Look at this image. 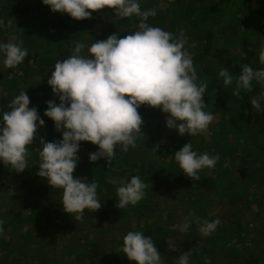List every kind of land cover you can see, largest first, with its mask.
<instances>
[{
	"label": "trees",
	"instance_id": "trees-1",
	"mask_svg": "<svg viewBox=\"0 0 264 264\" xmlns=\"http://www.w3.org/2000/svg\"><path fill=\"white\" fill-rule=\"evenodd\" d=\"M144 1L139 0L142 11L156 9L153 3L148 2L146 4ZM217 1L220 2H215V8L211 7L212 9L204 4L199 5L195 14L187 18L190 21L179 24L180 20L183 19V12H191L188 4L193 6L196 4V0H191L192 3L187 1V4L184 3V0H162V4L165 6L168 4L171 7L175 4L179 5L180 16L172 21L167 16L168 14H165L166 11H162V13L156 11L154 17L148 18V23L151 26L171 32L173 37L176 36L174 29L180 27L184 32L181 39L184 37L190 40L198 35L197 32L204 34V43L202 40L201 42L195 40L189 45L187 43L184 46V51L189 54L193 61L196 78L198 72L203 71L205 75L212 78L211 86H217L220 90L229 87L223 85L222 78L219 77L221 70L228 69L235 78L237 74H240L242 64L248 63L255 69L260 66L259 62V66H257L255 60L256 56H259L261 43L264 42V21L258 15L259 6L262 3L260 5L255 3L250 7L249 14L246 13L243 17L239 15L238 23H227V25L221 23L218 28L214 27L210 32H204L202 29L194 31V25L201 21H207L213 13H219L222 9H218V6L227 3L228 0ZM103 13L105 18L101 20L102 22L98 20V14L86 19L75 20L66 13L51 11L48 6L42 4L41 0H0V21L3 22V26L0 27V43H19L22 48L28 51L23 63L16 68L5 67L3 56L0 58V111L9 110L11 100L25 90L30 100L29 108L35 107L40 119L44 121L43 126H38L34 133L31 149L41 151L42 139L44 142H59L62 139L63 129L57 131L54 122L44 116L48 101H53L57 105L60 103L58 95H54L51 87L47 84L55 63L72 55L77 44L83 45L82 54L86 55L87 48L93 40L105 39L108 34L112 35L115 31L119 32L118 38H122L137 30L139 23L137 17H129L125 21H119L120 25L116 27V19L112 16L113 10ZM192 17L194 18L191 20ZM80 22L88 25V28H82ZM121 26L123 28L119 29ZM178 35H180L179 32ZM218 35H221L222 40L213 39ZM211 45L215 46L213 49L220 48L221 50L210 54ZM234 47L237 48L235 55L230 57L228 54ZM34 73L38 74L35 78ZM261 92H264V84L254 81V87L245 95V97L247 96L246 103L247 101L248 103L247 107L243 105L242 115L244 117L239 118V122L235 120L239 131L227 133L228 136L230 135V142L233 145L230 142L228 144L226 142L220 143L224 153L219 157L218 162L224 166L227 164L228 176L232 174L237 182L244 183L245 190L239 193L235 191L233 185H225L230 197H227L228 202L224 203L222 207L223 219L219 220L220 228L217 225L213 232L204 235L200 231L201 223L204 221L192 222V231L186 235L179 230V226L177 228L174 226V224L179 225L180 217L186 209H189L185 202H199L200 207L207 205L206 200L209 198L217 196L221 199L223 197L224 186L217 187L215 185L216 173L203 174L199 172V179L193 180L182 173L181 169L169 171L170 169H166L161 163L157 166L156 163L160 159L169 157L170 147L184 140L182 139L184 135L178 133L164 134L165 120L168 114L162 113L158 107L152 108L141 105L138 112L146 128L151 130L152 139L158 137L156 131H160L158 141L153 140L154 146L158 145L163 149L154 156V151L148 149L142 135L136 137L135 146H130L127 151H123L120 146H117L116 155L112 158L111 164H113L112 167L117 166L118 169L113 174H104L102 180H108V187L99 185L100 191L97 190V194L102 206L94 212L85 209L79 215L66 213L63 210L62 189L47 185V181L37 175L39 155L35 160H27V167L22 172H15L10 165L0 163L1 223L5 217L10 220L11 217L9 216L13 215L10 224H16L15 236L21 235L23 239L27 240L31 239L28 230L33 226V222L36 219L43 220V224L36 228L33 234L36 237L34 248L39 249L43 257L31 259L27 257L22 260L18 250L20 247L29 246V244H23L16 240L11 243H13L12 249L13 247L18 248L17 254H6L5 251H2L0 259L7 258L11 262L5 260L0 264H53L55 263L54 255L56 252L52 248L60 244L63 246L64 243L66 247L67 242L71 244V236L77 235L80 231L84 235L86 234L88 240L96 238L94 242L107 244V247L94 252L92 251L93 245L87 246L86 253L90 254L89 258L85 257L78 260L80 255L74 252L75 259L73 262L75 261V264H133L122 251H117L115 248L119 241L112 238L113 240L109 242L108 239L103 238V235L104 232L116 231L120 237L124 232L135 230L130 216H134L136 212L140 216V220L137 219L139 229H144V235L151 237L155 242L157 251L161 252L162 264H178L177 256L188 252L189 255L201 257L199 254L201 252L197 251L202 248H205V251L203 250L205 253L200 264H259V259L264 258V253L261 252L264 249V111L259 113L255 107H252L250 101L260 95ZM231 101L233 100L231 99ZM237 106H241V104ZM97 151L98 146L90 142H79V150L76 154L78 157L77 166L84 164V153L90 154ZM134 164L137 165L136 169L132 168ZM100 165L102 166L97 160L92 163L90 168L96 167L98 170ZM77 166L75 169L78 168ZM139 166H143L142 181L147 185L144 189L142 207L136 210L119 209L116 206L119 203L117 188L127 184L130 178L135 176L134 173L137 172ZM163 170L167 174L166 176L163 175ZM99 172L104 173L102 170ZM87 174L90 175V171ZM236 174L237 177H235ZM84 180L87 182L86 179ZM96 180L89 183L94 182L98 187V179ZM248 187H252V192L248 191ZM50 194L53 195L51 203H49ZM159 202L167 206L165 213H163L165 217L159 216L161 214ZM252 204H254V208L251 207ZM71 214L73 215L71 216ZM78 216L79 218H77ZM25 217L26 220H23ZM159 220L160 222H158ZM6 221L9 223L8 220ZM260 231L261 239L257 243L255 242L256 237L250 240V252L254 254L245 253L243 259L238 260L237 254L229 251L227 246L230 244L226 239L232 238L235 241L233 238L236 236L235 233L243 232L244 235H247L251 232L259 234ZM6 236L4 238H7ZM12 236L8 235V238ZM218 238H225L227 245L224 249H216L215 243L219 241ZM196 239L200 242L197 243ZM163 249L167 255H165L166 253L163 254ZM196 249L198 250L196 251ZM109 250H113L112 253H109ZM237 251L239 254L243 252L242 249ZM11 255L13 258H10ZM35 255L40 254L34 252ZM170 259L172 260L171 263ZM192 261L193 258L189 257V264H192L190 263Z\"/></svg>",
	"mask_w": 264,
	"mask_h": 264
},
{
	"label": "clouds",
	"instance_id": "clouds-1",
	"mask_svg": "<svg viewBox=\"0 0 264 264\" xmlns=\"http://www.w3.org/2000/svg\"><path fill=\"white\" fill-rule=\"evenodd\" d=\"M53 12L66 13L75 20L89 18L101 9H112L119 18L137 17V30L118 38L117 34L93 40L82 54L83 45L77 44L73 54L57 61L47 84L58 95L60 103L47 102L44 116L54 122L57 131L63 129L59 142H44L39 151L37 175L48 185L62 189L63 210L82 214L93 212L102 203L97 184L74 178L79 142H90L98 151L89 154V161L100 158L111 161L120 146L127 151L134 147L143 123L138 108L147 105L167 113L165 125L179 135L194 136L204 132L215 115L204 111L202 97L206 84H197L193 61L184 51L185 41L175 39L171 32L151 26L149 17L154 9L141 10L139 0H41ZM3 22L0 21V27ZM0 55L7 68H16L28 55L19 43H0ZM259 63L264 65V42L259 51ZM225 86L232 84L228 69L219 72ZM237 87L251 89L253 82L264 84V68L241 65L236 76ZM239 92V91H237ZM234 92V93H237ZM260 113L264 111V92L250 101ZM25 90L16 95L9 110L0 111V163L10 165L15 172L27 167V148L32 145L38 126H43ZM67 104V106H66ZM175 161L187 177L199 179L203 169L214 168L218 156L198 154L190 142L174 153ZM227 166V164H225ZM147 185L139 176H132L127 184L117 188L119 209L140 202ZM79 218V216L77 217ZM218 219L205 221L200 226L204 235L213 232ZM190 225H180L181 232ZM2 231V230H0ZM121 251L133 264H162L155 242L142 232L129 231L122 238ZM178 264H189V252L177 258Z\"/></svg>",
	"mask_w": 264,
	"mask_h": 264
},
{
	"label": "rangeland",
	"instance_id": "rangeland-1",
	"mask_svg": "<svg viewBox=\"0 0 264 264\" xmlns=\"http://www.w3.org/2000/svg\"><path fill=\"white\" fill-rule=\"evenodd\" d=\"M187 1H188V3L191 2V0H184V3H186ZM144 2H146V4L148 2L153 3L154 8H156L155 11H161V13H162V11L163 12L166 11L165 14H168L167 16H169V19H171L172 21H175V19H177L180 16L181 10L178 7L179 5H177V4H175L177 6L174 5L173 7H171L169 4L166 6L163 5L162 0H160V1L159 0H157V1L156 0H145ZM215 2H220V1H217V0L216 1L215 0H198L197 1L196 0L195 5H193V6L191 4H188L189 6L186 5L189 7V11L191 10V12H189V13L183 12V14H182L183 19L180 20L179 24H183V23H185V21H190V19L187 20V18H190L191 15L195 14L197 7H199V5L204 4L209 8H211V7L215 8L214 7ZM255 3H259V5H260V3H262V5L259 6V9H258V15H259V17L263 18V21H264V0H228L227 3L218 6V9H222L219 13H217V14L213 13L212 15H210V17L207 19V21L199 22L197 25L193 26V29H194V31H197V29H202L204 32H206V31L210 32L214 27L218 28L221 25V23L225 24V25H227V23L228 24L229 23L234 24L235 22L238 23V19L240 18L239 15L241 17H243V15H245L246 13L249 14L250 13V7L253 6ZM143 4H145V3H143ZM193 4H194V2H193ZM169 8H172V9H169ZM105 11L111 12L112 9H108V10L101 9V10L93 11L91 13V17L97 16L96 14H98V20L101 21L105 18L104 13H103ZM112 16L114 17V19H116V22H117V23H115L116 27H118L120 25L119 21L122 22L123 20L125 21L127 19V18L119 19L114 15V13L112 14ZM193 18L194 17H192L191 20ZM79 24L82 28L84 27V29L88 28V25H85V23H83V22H80ZM122 28H123L122 26L119 27V29H122ZM178 28L174 29V33L176 34V36H174V38L179 40V39H181V36H182V34H184V32L181 30L180 27H178ZM178 32L180 33V35H178ZM113 34H117V37L119 36V32H117V31H115V33H113ZM197 34L198 35H196L195 37H192V39H190V40H187L183 37L182 40L185 41L184 46L187 43H188V45L191 42L193 43V41H195V40L199 41V42H201V40H202V42L204 43L205 35L202 34L201 32H197ZM108 36H109V34H108ZM213 39L214 40H222L221 35H218L216 38H213ZM215 42H217V41H215ZM213 47L215 48V46H212L209 49L210 54L217 53L219 50H221L220 48L213 49ZM236 49L237 48H235V47L233 49H231V51L229 52L228 55L230 57H233L235 55L234 53L236 52ZM1 57H2V55H0V58ZM256 57L257 58H256L255 62H257V66H259L258 65L259 56H256ZM22 66H21V68H23ZM259 68H264V65L260 64L258 69ZM33 76L35 78L38 76V74L34 73ZM236 76H239V74H237ZM236 76H235V78H233L232 84L229 85V87L227 89L222 88V89L218 90L217 86H214V87L211 86L212 78L210 76L205 75L203 73V71L198 72V75L196 78L197 84L203 83V84L207 85V87L205 89V94L202 97V101L205 104L204 111L209 112V113H213L215 115V117H214L213 121L210 123L207 130H205L204 132L199 133V134L194 135V136H189V135L185 134L184 137H182V139H184V140L179 141V142H177L178 144L170 147V149L168 151L169 157L167 159H165V158L160 159L157 162L158 164L156 163L157 166L160 165V163H161V165H163L166 169H168V170L170 169L169 171H172V169L174 171L175 170L179 171L180 167L178 166V163L175 161V158L173 155L176 151L181 149L184 144H186L188 142H190L192 144L193 150L197 151L198 154L207 153V154H209V156H218V157L222 156L224 151H222V148L220 147V143L226 142V144H228L230 142V135L228 136L227 133L239 131L237 126H236L235 120L239 122V118L244 117V115H242V109L244 108L243 105H246V107H247V103H248V101L246 103L247 96L245 97V95H247L248 92L251 91L252 88L254 87V82H253L251 89H240V88H238L237 83H236L237 82ZM8 77H10V76H8ZM220 86H222V85H220ZM237 91H239V92H237ZM234 92H237V93H234ZM231 99L233 101H231ZM238 104H241V106H237ZM214 126H216V127H214ZM164 131H163L164 134H166V133H170V134L171 133H174V134L177 133V131L174 128L169 129L166 126L164 127ZM159 132L156 131V135L158 137L160 136ZM139 135H142L144 137V142L148 146L149 150L154 151V156L158 153V151H161L163 149V148H161V146H158V145L156 147L154 146L153 140L155 142H157L158 137H155L152 139V132L150 129L146 128V125L144 123H142V125H141L140 134H137L136 137H138ZM232 142L235 143L234 141H232ZM28 148L29 149H27V150H29V152H28L27 160H35L38 157L39 152L36 149H31L32 145H29ZM88 157H89L88 153L83 154L84 164L83 165L79 164V166H77L78 168L75 169L73 172V177L74 178H82V179L84 178L87 180V182H90L92 180L97 181L96 179H98L97 190L100 191L99 185H103L105 187H108L107 177H106L107 181L102 180L104 174H106V173L107 174H113L115 172V170L118 169V167L117 166L112 167L113 164H111V161L109 162L104 158H100V159H98V163L102 164V166L101 165H100V167L98 166V170L96 169V167L90 168L93 162H90ZM136 166L137 165L134 164L132 166V168L136 169ZM142 169H143V166H139L137 169V172L135 170L136 173H134L135 176H139L141 178V180H143V170ZM100 170H102L104 173H100L99 172ZM88 171H90V175L87 174ZM200 172H202L203 174L204 173H206V174L216 173L217 179L215 181V185L217 187L224 186V188H223L224 189V195L221 199L216 196L214 198H209L208 200H206V203L208 206L202 205V207H200L199 202L198 203H196V202L192 203L191 201H190V203L185 202V204L189 207V209H186L184 211V213L182 214V216L180 217L179 225L174 224V226L177 228V226L180 227L181 224L187 222L190 225V227L186 231L182 232V233H186V235L192 231V229H191V228H193V226H191L192 222L195 223L197 221H204L205 222V221H212L214 219H218V220L223 219L222 207H223L224 203L228 202L227 197H230L229 193L227 192V189L225 188L226 184L233 185L235 187L236 192L240 193V192L245 191L244 187H243L244 183L242 184V183L237 182V179L234 178L232 174L228 176L227 168H226V166L222 165V163L218 162L214 168H211V169L206 168V169L201 170ZM162 173H163V175L165 174L164 170L162 171ZM166 175L167 174H165L164 176H166ZM235 177H237V174L235 175ZM47 185H48V183H47ZM248 189H249L248 190L249 192H252V187H248ZM49 198H50L49 203H51L52 199H53V195L50 194ZM142 204L143 203L141 200L137 204L129 205V206H126L125 208H127L129 210H136V209H139V207H142ZM158 206L160 208V213H161V214H159V216L163 215L165 217V215L163 213H165L167 206L165 204H162L161 202H159ZM251 207L254 208V204H252ZM227 209H228V207H227ZM231 209H232V207H231ZM187 210H189V211H187ZM191 210H193V211H191ZM205 210H206V212L204 213ZM72 215L73 214H71V216ZM79 215H81V214H79ZM9 217H11L10 220H12V218L14 216L10 215ZM130 217L133 220V227L135 229L133 231L142 232L144 234V229H139V222L137 221V219H139V217H140L139 214H137V212H136L134 216H130ZM51 218H52V215H51ZM6 220H8L9 223ZM10 220L7 219V217H5V219H3V221H2V223L0 221V230H2V231H0L1 232L0 236H3V238H0V253L2 251H5L6 254H10V253L13 254L14 253L16 255L17 254L16 250L18 248L13 247V249H12L13 243H11V242L19 240L20 243L29 244V246L20 247L18 250L19 257L22 260H24V258H27V257H28V259H31V258H39L40 256H42L41 251L39 249L36 250L34 248V246H35L34 242L36 240V237H34L33 234H34V231L36 230V228H38L39 226H41L43 224V220L36 219V221L33 222V226L28 230L31 239H27V240L23 239V237H21V235L19 237L15 236L14 232H15L16 224H14V223L10 224L11 223ZM23 220H26V217ZM52 220H53V218H52ZM158 222H160V220ZM204 222H202L201 225ZM5 225L7 226V228ZM218 227L220 228L221 225H218ZM126 234H127V232H124L123 234H121L122 237L121 236L119 237L117 235L116 231H112L110 233L104 232L103 238L108 239L109 242H111L113 240L112 238H114L116 241H119V243L116 245L115 248H117V251H121L122 238ZM8 235L9 236L14 235L15 237L12 236L11 238H8ZM235 235L236 236L233 237L235 239V241H233L232 238H229V240L226 239V241H228L230 244L227 246L229 251H231L232 253H236L237 254L236 257L238 258V260L239 259L242 260L244 257L243 255L245 253H250L251 255L254 254L253 252H250V248H251L250 247V245H251L250 240H252L253 237H256L255 242L257 243L258 240L261 239V237H260L261 231L259 232V234L258 233L254 234V232H251L247 235H244L243 232L242 233L237 232V233H235ZM4 236H6L8 238V240H7V238H4ZM95 239L96 238H94L93 240L92 239L88 240V237L86 236V234L84 235V233L82 231L78 232L77 235H75V236L72 235L71 236V240H72L71 244L69 242H67L66 244H68V245L66 247L64 246L65 245V243H64L63 246L60 244L57 247L55 246L52 248V250H54L56 252V255H54L55 263H53V264H75L74 263L75 261L73 262V260L75 259V253L80 255V257L77 258V260L85 258V257L89 258L90 254L86 253V250H87L86 247L90 246V245H93L92 251H94V252L100 251V249L102 250V248L107 247V244H100L98 242L97 243L94 242ZM196 242L199 243L200 241H197V239H196ZM226 245L227 244H225V238L219 239V241L215 243L216 249H224V247ZM239 249L243 250V252H240V254L237 251ZM197 250L198 249H196V251ZM203 250L205 251V248H202L201 250L197 251V252H199V251L201 252V253H199V254H201V257H199L197 255L193 256L192 254H190L189 257L193 258V261L190 263H192V264H194V263L200 264V262L202 263V261H203L202 256L205 253ZM247 250H249V251H247ZM112 251L113 250H109V253H112ZM34 252L36 254L39 253L40 255L34 256ZM261 252L264 253V249ZM158 253L161 254V252H158ZM164 253H166L165 255H167V252L165 251V249H163V254ZM232 253L229 252L230 255H232ZM179 255H180V253H179ZM233 255H235V254H233ZM177 257H179V256H177ZM233 257H235V256H233ZM10 258H13V255H11ZM5 260H7V258L0 259V263L5 262ZM7 261L11 262L10 259H8ZM171 261L172 260L170 259V263H171ZM167 262H168V260H167ZM85 264H87V263H85ZM259 264H264V258L259 259Z\"/></svg>",
	"mask_w": 264,
	"mask_h": 264
}]
</instances>
